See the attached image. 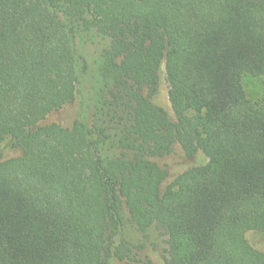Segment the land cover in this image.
Instances as JSON below:
<instances>
[{
    "label": "trees",
    "instance_id": "1",
    "mask_svg": "<svg viewBox=\"0 0 264 264\" xmlns=\"http://www.w3.org/2000/svg\"><path fill=\"white\" fill-rule=\"evenodd\" d=\"M90 32L108 43L91 111L45 123L78 101ZM245 73L264 75V0H0V264H264L246 237L264 232V96ZM178 146L206 161L171 179L156 159Z\"/></svg>",
    "mask_w": 264,
    "mask_h": 264
},
{
    "label": "rangeland",
    "instance_id": "2",
    "mask_svg": "<svg viewBox=\"0 0 264 264\" xmlns=\"http://www.w3.org/2000/svg\"><path fill=\"white\" fill-rule=\"evenodd\" d=\"M93 36V32L84 33L81 42H79L81 51L90 60L91 71L81 85V92L78 101L54 112L44 121L45 123L59 122L63 125H70L77 117H85L86 115H89L93 105L95 93L94 85L96 82L97 69L101 62V54L104 48L108 45L106 40H101V38ZM242 82L246 89L247 97L252 103L257 102L264 96V75L245 73L242 77ZM154 100L157 104L164 107L173 117V111L169 100V87L164 71L162 72L159 91ZM4 154L5 157H11L19 154V151L7 147V149L4 150ZM156 160L161 165L169 168L170 178L173 179L179 172L191 166L204 163L206 157L199 154L198 156L190 158L186 156L182 148L178 146L170 155L157 158ZM149 232V238L145 240H148L149 245L155 243V249L153 246H150L146 250V253L154 260L161 263L166 251V238L155 229H150ZM246 237L250 244L255 248L264 251V232L248 231Z\"/></svg>",
    "mask_w": 264,
    "mask_h": 264
}]
</instances>
